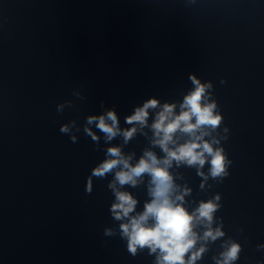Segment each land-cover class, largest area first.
Wrapping results in <instances>:
<instances>
[{"label": "clouds", "instance_id": "clouds-1", "mask_svg": "<svg viewBox=\"0 0 264 264\" xmlns=\"http://www.w3.org/2000/svg\"><path fill=\"white\" fill-rule=\"evenodd\" d=\"M190 79L194 88L184 96L179 112L176 111L175 103L160 106L159 101L153 98L126 117V123L133 125L130 129H120L118 117L113 110L99 116H88L83 127L85 135L91 138L98 150L100 138L88 127L92 124L104 134L105 142L122 135L127 144L138 130L135 125H139L141 129L147 126L149 109L160 106L151 124L152 144L158 146L164 156L161 158L154 151L145 150L133 163L134 153L126 155L121 146L108 147L104 151L105 158L92 168L86 188L90 194L93 177L105 179L112 175L107 187L112 190L115 202L110 211L115 220L121 221L120 234L127 240V250L135 256L138 249L147 248L149 255L155 254V264H196L207 251L206 242H214L224 236L221 227H212L214 214L220 207V196L201 201L198 207L189 211L185 207V196L190 194L191 189L184 187L181 190L170 171L173 162L177 167L181 164L195 166L197 174L206 180L207 176L202 169L208 163V175L222 180L229 175L227 169L232 163L226 157L224 149L215 146L220 144V140L215 137L205 139L223 121L222 115L216 111V102L209 100V90L213 85L211 81L201 83L195 75H191ZM220 82L225 83L223 79ZM62 110L63 105H58L57 111ZM75 123L73 120L71 125H62L59 131L70 134ZM224 131L227 132L228 129L225 128ZM71 141L76 143L77 137L71 135ZM145 176L149 177L147 191L150 200L145 202L142 212H136L138 200L121 188L125 185L135 188L144 182ZM200 226L204 228L203 235L197 231ZM112 234L111 229H105V235ZM200 241L205 243L201 244ZM222 247L224 251L220 253L221 258L216 259V264H234L239 259L240 244L225 241ZM257 248L264 249V245H258ZM259 264H264V261Z\"/></svg>", "mask_w": 264, "mask_h": 264}]
</instances>
